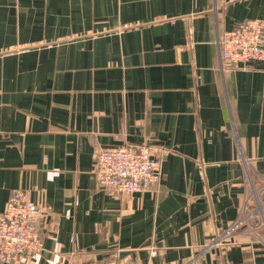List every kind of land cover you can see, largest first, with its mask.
I'll list each match as a JSON object with an SVG mask.
<instances>
[{"label":"crops","instance_id":"obj_1","mask_svg":"<svg viewBox=\"0 0 264 264\" xmlns=\"http://www.w3.org/2000/svg\"><path fill=\"white\" fill-rule=\"evenodd\" d=\"M252 18L264 0H0V212L22 189L44 217L27 264H264V61L218 46ZM143 143L156 187L97 186L98 149Z\"/></svg>","mask_w":264,"mask_h":264},{"label":"built area","instance_id":"obj_2","mask_svg":"<svg viewBox=\"0 0 264 264\" xmlns=\"http://www.w3.org/2000/svg\"><path fill=\"white\" fill-rule=\"evenodd\" d=\"M222 69L245 68L251 60L264 61V19L252 18L223 30L218 37ZM97 186L132 193L156 187L162 179L161 159L143 143L100 148L94 157ZM43 213L22 189H14L0 212V262L27 264L44 249ZM84 264H131L105 258Z\"/></svg>","mask_w":264,"mask_h":264}]
</instances>
